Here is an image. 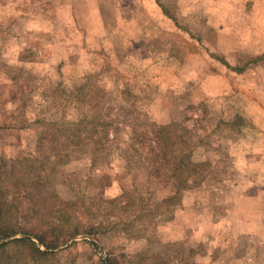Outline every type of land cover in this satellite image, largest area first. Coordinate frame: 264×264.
Listing matches in <instances>:
<instances>
[{"label": "rangeland", "instance_id": "rangeland-1", "mask_svg": "<svg viewBox=\"0 0 264 264\" xmlns=\"http://www.w3.org/2000/svg\"><path fill=\"white\" fill-rule=\"evenodd\" d=\"M83 123L106 145L72 147ZM173 124L189 188L136 144ZM46 160L71 221L52 215L32 264H264V0H0V166L38 192Z\"/></svg>", "mask_w": 264, "mask_h": 264}, {"label": "trees", "instance_id": "trees-1", "mask_svg": "<svg viewBox=\"0 0 264 264\" xmlns=\"http://www.w3.org/2000/svg\"><path fill=\"white\" fill-rule=\"evenodd\" d=\"M110 127L111 125L108 123L100 124V126L93 124V127L83 123L70 133V145L75 148L92 145L98 150L103 147L101 145L106 144L103 143L102 138H97V134L103 133L107 139ZM179 129L180 126L175 124L151 125L145 131L138 133L136 144L139 145L140 151L144 153L148 165L152 168L153 176H163L167 181L176 179L180 184L189 188L197 184L200 175L192 164L191 152L187 149V143ZM94 135L96 136L94 137ZM176 145L181 147L178 151L175 149ZM47 164H51L50 160L41 163V178L40 171L36 170L37 183H41L39 193L35 189L30 190V186L25 182L24 177H13L8 171H3L0 166V240L16 234L24 235L23 238L0 244V264H32L53 257L54 253L41 251L30 239V236L35 237L45 248H50L44 237L46 236L45 229L51 223L49 220L53 218L52 215L56 213L58 219L55 220L59 223L63 222V225L71 221L69 219L71 216L68 213L71 208L66 206L67 202L63 201V198L56 191H48L42 184L49 180L50 173L45 171ZM8 182L9 184H7ZM9 189L11 190L9 191L10 195H8ZM34 197L36 198L35 204L31 205L29 210L25 209L26 202L30 201L32 204L31 200ZM85 198L79 188L72 191L68 202H71L75 209L87 210ZM58 214L61 217H58ZM28 216L34 219L41 217V219L38 223L28 224L26 222ZM71 226L72 229L68 232L70 237L86 234L95 238L99 232V228L94 227L91 222H83L79 219ZM11 248L13 252L10 250Z\"/></svg>", "mask_w": 264, "mask_h": 264}, {"label": "water", "instance_id": "water-1", "mask_svg": "<svg viewBox=\"0 0 264 264\" xmlns=\"http://www.w3.org/2000/svg\"><path fill=\"white\" fill-rule=\"evenodd\" d=\"M23 237H24V235H16V236H12V237H9V238L5 239V240L2 241L1 243L7 242V241H10V240H14V239H20V238H23ZM83 238L92 241V240L89 239L88 237H81V238L76 239V240H80V239H83ZM31 239L37 244V246H38V248H39L40 250H42V251H49V250L43 248V247L41 246V244H40L36 239H34V238H31ZM92 242H93V241H92Z\"/></svg>", "mask_w": 264, "mask_h": 264}]
</instances>
